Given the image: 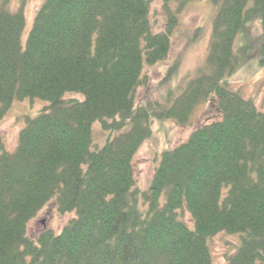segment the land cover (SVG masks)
I'll list each match as a JSON object with an SVG mask.
<instances>
[{"label": "trees", "instance_id": "16d2710c", "mask_svg": "<svg viewBox=\"0 0 264 264\" xmlns=\"http://www.w3.org/2000/svg\"><path fill=\"white\" fill-rule=\"evenodd\" d=\"M9 1L0 0V120L14 100L47 104L24 118L14 150L0 139V264H212L207 241L220 232L239 235L225 264H264V113L226 86L253 46L234 42L256 21L264 66V0H210L209 71L168 106L135 103L177 23L167 13L154 32L152 0H42L23 45L24 14ZM211 96L221 119L163 151L148 188L136 187L133 154L152 117L185 125ZM94 122L107 132L98 149ZM50 201L74 215L34 240L29 221Z\"/></svg>", "mask_w": 264, "mask_h": 264}, {"label": "rangeland", "instance_id": "374dc122", "mask_svg": "<svg viewBox=\"0 0 264 264\" xmlns=\"http://www.w3.org/2000/svg\"><path fill=\"white\" fill-rule=\"evenodd\" d=\"M41 1L10 0L8 2L7 7L11 11L21 8L24 14L25 25L22 36H20L22 45L25 43V36L31 28ZM217 7L210 0H186L182 5L179 0H152L149 7V19L154 32L165 29L167 13L174 15L177 23L169 39L168 55L164 60L144 67L145 80L135 92L136 105H145L149 101H155L160 105L168 106L190 79L196 78L201 71L206 73L209 71L206 69L205 60L211 40L213 16L217 12ZM258 24V21L253 22L250 32L235 40V49L243 41L244 43L252 42L253 46L246 47L242 51L246 60L227 77L226 86L242 98L251 100L257 110L264 113V66L258 64L257 56L262 36L261 27ZM46 104L47 102L40 99L14 100L12 107L0 120V139L6 151L14 150L19 129L25 124L24 118H33ZM192 111L185 125L176 124L169 119L152 117L149 124L151 135L142 141L132 159L135 186L140 190L148 188L163 151L187 140L195 128L221 119L214 96L199 103ZM106 135L107 132L101 129L99 122H94L92 149H98L106 140ZM54 204L53 201L48 202L29 221L27 232L32 239L35 240L40 231L45 229L59 232L73 217L74 213L60 214ZM179 216L187 225L192 226L191 216L186 210L180 211ZM207 242L212 264H225L226 256L236 251L239 235L220 232L211 236Z\"/></svg>", "mask_w": 264, "mask_h": 264}]
</instances>
